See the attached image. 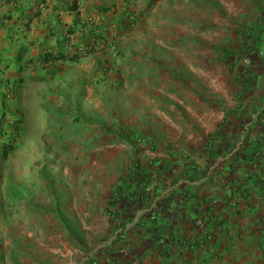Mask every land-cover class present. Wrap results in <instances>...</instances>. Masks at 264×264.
I'll use <instances>...</instances> for the list:
<instances>
[{
    "label": "crops",
    "instance_id": "1",
    "mask_svg": "<svg viewBox=\"0 0 264 264\" xmlns=\"http://www.w3.org/2000/svg\"><path fill=\"white\" fill-rule=\"evenodd\" d=\"M13 1L3 0L0 45L22 53L19 61L61 54L44 58V83L67 82L73 66L90 60L81 49L107 45L99 84L117 94L115 108L136 114L128 128L117 126L119 136L130 131L138 151L120 145L102 159L119 167L129 157L136 165L97 203L113 217L102 219L92 264H264V21H255L253 42L215 47L225 56L223 73L186 78L114 48L132 55L136 45L156 42L142 21L146 0ZM240 2L247 10L238 13L264 18V0ZM25 70L17 71L23 81Z\"/></svg>",
    "mask_w": 264,
    "mask_h": 264
},
{
    "label": "rangeland",
    "instance_id": "2",
    "mask_svg": "<svg viewBox=\"0 0 264 264\" xmlns=\"http://www.w3.org/2000/svg\"><path fill=\"white\" fill-rule=\"evenodd\" d=\"M146 1V8H142L146 9L145 20L142 21L147 22L148 34L153 33L156 42L136 45L132 55L123 45H113L114 48L126 52L124 57L144 58L150 69L158 64L169 74L186 78L191 74L223 73L224 69L219 68H223L225 56L214 52L216 48L240 45L244 39L253 42L257 35L255 21H264L254 13H238L242 7L247 10L240 0H229V8L222 2L224 0ZM3 5L6 3L1 2L0 11ZM165 29L167 34L162 33ZM18 36L22 39V30ZM168 36L169 45H164ZM17 39L14 38V42ZM256 45L262 44L256 42ZM106 47L98 45L95 50L82 53L90 60L81 68L77 65L71 68L68 83L63 80L62 83H40V88L26 98L34 107L32 113L31 108L23 110L22 144L13 159L5 163L3 171L13 178L9 184L10 178L5 177L0 184L2 193L9 191L12 198L5 202L8 217L0 216L4 252L0 254V264H92L97 260L102 246L97 234H102L106 227L102 219L113 217L111 210L104 214L100 210L102 207L97 209V205L106 197L103 193L107 186L110 190L116 177L129 176L135 164V160L129 161L127 157L118 167L112 161H103V156L109 154L111 158L113 153H119L120 145L125 146L123 152L135 154L138 151V141L130 131L124 134L130 133L131 141L120 138L117 126L128 128L130 123H135L134 110L115 108L119 97L99 84L102 79L97 77L100 73L97 71L106 59L109 51ZM6 48L0 45L7 54L6 62L19 68L22 53ZM32 59L37 62L42 58L38 55ZM24 64L30 65L29 62ZM35 66L38 75L42 70L38 63L31 64L27 73H33ZM27 84L37 87L32 81ZM33 87L30 86L28 92ZM11 102L17 108L15 97ZM44 172L49 174L47 182L43 180ZM110 194L109 198L113 195ZM56 203L64 212V222L54 212ZM34 204L42 211H32ZM12 250L18 254L16 259Z\"/></svg>",
    "mask_w": 264,
    "mask_h": 264
},
{
    "label": "trees",
    "instance_id": "3",
    "mask_svg": "<svg viewBox=\"0 0 264 264\" xmlns=\"http://www.w3.org/2000/svg\"><path fill=\"white\" fill-rule=\"evenodd\" d=\"M10 2V1H9ZM8 2V3H9ZM15 4L18 5L17 0L13 1ZM11 3V2H10ZM75 5L72 6V8H74ZM1 18V16H0ZM7 46V45H6ZM60 55H56L53 57L52 54L47 53L45 55V59L47 60L48 57H52L55 58L57 60L60 59ZM78 55L74 54L71 58L74 61L75 58ZM2 82V81H1ZM6 98L3 97V99L0 101V184L2 183L3 178L8 177L10 178V182L11 183V179L13 178L11 175H4L3 171L5 169V163L10 161L11 159H13L14 154L17 152V150L19 149V147L22 144V123L25 122V113L22 110H19V106L17 105V108L14 106V103H9L8 100H5ZM49 108L52 109L51 105H47ZM34 107V104H32L30 106L27 105L26 108H31V113H32V109ZM48 111V110H46ZM16 118V119H15ZM24 128V127H23ZM122 134H120L121 136ZM123 138H127V140L131 141V136L125 134L122 135ZM45 171V170H44ZM43 180H45L47 182V178L49 176L48 173L44 172L42 174ZM46 177V179H45ZM3 194V195H2ZM3 197L5 198L3 200ZM56 197V195H55ZM12 198L10 196V192L9 191H5V193H2V191L0 190V216L4 217H8V213L6 212L7 210L5 209V205H6V201H11ZM54 212L57 216V218L60 219V221L64 222L65 216L63 215L64 212H62V208L61 206L56 203V206L54 207ZM32 211L34 212H41V208L37 207L35 204L33 205V209ZM49 210H43V212H49ZM1 220V219H0ZM2 235H0V254H4L3 250H2ZM77 244V243H76ZM12 254L15 256L14 258L16 259L18 254L12 250Z\"/></svg>",
    "mask_w": 264,
    "mask_h": 264
},
{
    "label": "clouds",
    "instance_id": "4",
    "mask_svg": "<svg viewBox=\"0 0 264 264\" xmlns=\"http://www.w3.org/2000/svg\"><path fill=\"white\" fill-rule=\"evenodd\" d=\"M3 2V0H0V4ZM14 6H17V4L13 3ZM42 6V5H40ZM7 49V48H6ZM82 53H86L87 49H81ZM80 54V52H78ZM77 55V54H76ZM7 54L3 53V50L0 49V101L4 98L5 100L9 99L8 102H11V99L15 97L17 105L19 106V110H24L27 105H29V101L26 100L27 97H30L33 93H35L40 87V83H43L42 80H40V71H38V75L34 72L37 70V66H35L33 73L27 74V70L29 66L33 63L40 64V69H44L45 65H43L45 55H41L40 61H33V59H29L27 62H29L30 65L24 64L26 61H18L21 69H26V74L24 78H27V81H23L22 78H18V67L16 69L15 66H12L11 64H8L6 61L8 58ZM2 81V82H1ZM29 81L34 82L37 87H33L32 85L27 84ZM33 87V90L31 92H28L29 87Z\"/></svg>",
    "mask_w": 264,
    "mask_h": 264
},
{
    "label": "built area",
    "instance_id": "5",
    "mask_svg": "<svg viewBox=\"0 0 264 264\" xmlns=\"http://www.w3.org/2000/svg\"><path fill=\"white\" fill-rule=\"evenodd\" d=\"M199 223H201V224H202V223H203V221H202V220H199Z\"/></svg>",
    "mask_w": 264,
    "mask_h": 264
}]
</instances>
